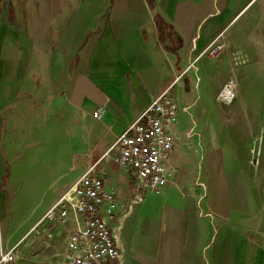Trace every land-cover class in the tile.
I'll use <instances>...</instances> for the list:
<instances>
[{
	"label": "crops",
	"instance_id": "obj_1",
	"mask_svg": "<svg viewBox=\"0 0 264 264\" xmlns=\"http://www.w3.org/2000/svg\"><path fill=\"white\" fill-rule=\"evenodd\" d=\"M155 15L171 26L168 34L159 33ZM221 32L225 51L199 56ZM38 34L46 36L44 48ZM42 49L60 68L46 77L62 116L51 125L78 159L65 161L50 191L21 190L38 142L32 95L23 90L25 51ZM234 60L242 64L235 68ZM230 77L236 98L219 126L210 118L214 96ZM168 86L179 106L167 161L175 173L161 191L142 189L135 170L103 148ZM98 106L105 112L95 119ZM216 131L224 137L211 138ZM235 146L237 166H226ZM94 163L118 203L104 219L119 264H264V0H0V249L16 247L17 256L6 264H61L71 223L50 227L49 246L47 224L40 234L33 228Z\"/></svg>",
	"mask_w": 264,
	"mask_h": 264
},
{
	"label": "built area",
	"instance_id": "obj_2",
	"mask_svg": "<svg viewBox=\"0 0 264 264\" xmlns=\"http://www.w3.org/2000/svg\"><path fill=\"white\" fill-rule=\"evenodd\" d=\"M225 48L221 32L204 51L208 57H215ZM241 64L234 60L235 68ZM230 81L235 82L231 77L219 91L224 90ZM171 87L158 92L144 111L116 136L105 153H111L113 161L121 168L135 170L142 189L161 191L175 173L167 162L175 145L172 128L179 112ZM104 112V108L98 106L92 116L100 119ZM117 208L114 191L104 185L97 164L94 163L80 172L55 198L33 229L40 234V227L47 224L44 239L46 246H49L55 236L50 227L71 223L65 238L61 264H119L120 251L104 219V216L113 218ZM16 257V247L0 249V264L14 261Z\"/></svg>",
	"mask_w": 264,
	"mask_h": 264
},
{
	"label": "rangeland",
	"instance_id": "obj_3",
	"mask_svg": "<svg viewBox=\"0 0 264 264\" xmlns=\"http://www.w3.org/2000/svg\"><path fill=\"white\" fill-rule=\"evenodd\" d=\"M25 4H23L24 8ZM44 34H38L37 38L39 39V47H45L46 39ZM205 50V49H204ZM200 52L199 56H207L205 55V51ZM28 61V66L25 69L26 79L24 81L23 90H27V92H30L32 97L29 99L28 102H31L32 106V119L35 118L37 114V147L35 150H37V155L32 156L31 162L27 164V170L25 172V175L23 179L21 180V190H48L50 191V184L58 177L60 178V174H62V170L64 169L66 165V160L71 159H78V157L73 155V150L69 148L70 141H64L62 139V136L60 132H58L57 126L53 123L61 122V115L60 110L56 107H53V101L50 99L49 92V86L54 87L53 83L46 82V77L51 75L52 73H56L60 70H55L56 68H53L51 65V57L54 55L53 52L47 51L45 49L38 50V51H25ZM212 58V57H209ZM231 78V77H230ZM228 78V80L230 79ZM32 83V84H31ZM37 85V86H36ZM36 86V89H35ZM222 88V87H221ZM220 88V89H221ZM219 89V90H220ZM236 83L233 81L225 87L222 92L225 93V96L223 98V101L217 99V95L220 93H216L214 96V102L215 106L218 107L216 113L213 115L211 114L210 118L213 119L216 123H218L219 126H221V112L222 109L225 110V112H228L229 108L234 104L236 98ZM28 94V95H30ZM233 94V95H231ZM35 97V98H34ZM233 99V100H232ZM225 100V101H224ZM215 107V108H216ZM37 108V112H36ZM214 113V112H213ZM206 120V118H205ZM204 121V120H203ZM72 126L75 127L77 124V117H73ZM62 126V125H61ZM57 131V133H56ZM56 133V134H54ZM207 132L202 131V135L204 139H208L209 136L206 135ZM216 135L210 136L211 138H222L224 137L221 131L214 132ZM240 131H234L230 132L229 135L233 138L239 137ZM227 133L225 134V137H229ZM241 135V134H240ZM109 148H103V151H107ZM221 149L220 147H218ZM208 150L209 147H203L202 150ZM217 148H215L216 150ZM253 149V148H252ZM251 149V150H252ZM93 147L90 146L87 143L86 146V166L90 163V158L92 154ZM261 152L262 156V150L261 148H256V151ZM242 152V155H245L244 148L240 150ZM102 152V151H101ZM106 153V152H105ZM252 153V152H251ZM53 154V158H55V161L51 160V155ZM82 152L79 154L81 157ZM239 154V149L237 146L231 148L230 151V163H226V166H237V157ZM58 158H60L58 160ZM243 158V157H242ZM80 167V164H78ZM68 168V167H66ZM54 172L55 174H51V172ZM72 170H69L66 173H71ZM76 169L73 170V173H76ZM57 173V174H56ZM59 173V174H58ZM61 179V178H60ZM213 204H214V211L213 215L217 216L220 215L222 212L221 206L219 202H217V199L213 197ZM219 207V208H217Z\"/></svg>",
	"mask_w": 264,
	"mask_h": 264
},
{
	"label": "trees",
	"instance_id": "obj_4",
	"mask_svg": "<svg viewBox=\"0 0 264 264\" xmlns=\"http://www.w3.org/2000/svg\"><path fill=\"white\" fill-rule=\"evenodd\" d=\"M148 1H149L150 4H152V0H148ZM155 22H156L157 28L159 30V33H166V34H168V31H170V29H171V26L168 23H166L158 15H155Z\"/></svg>",
	"mask_w": 264,
	"mask_h": 264
},
{
	"label": "bare ground",
	"instance_id": "obj_5",
	"mask_svg": "<svg viewBox=\"0 0 264 264\" xmlns=\"http://www.w3.org/2000/svg\"><path fill=\"white\" fill-rule=\"evenodd\" d=\"M223 90V89H222ZM222 90L221 91H219L218 93H220V94H218L217 95V99H219V100H223V98H224V96H225V93L224 92H222ZM231 95H233V94H231ZM233 100V99H232Z\"/></svg>",
	"mask_w": 264,
	"mask_h": 264
}]
</instances>
